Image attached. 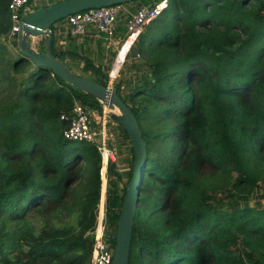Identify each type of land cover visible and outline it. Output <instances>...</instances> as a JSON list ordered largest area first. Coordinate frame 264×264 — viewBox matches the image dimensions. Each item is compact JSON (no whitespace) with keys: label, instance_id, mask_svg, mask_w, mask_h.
Here are the masks:
<instances>
[{"label":"trees","instance_id":"obj_1","mask_svg":"<svg viewBox=\"0 0 264 264\" xmlns=\"http://www.w3.org/2000/svg\"><path fill=\"white\" fill-rule=\"evenodd\" d=\"M169 2L126 58L142 56L145 70L115 84L148 150L130 264H264V209L249 206V196L264 184V0ZM11 26L5 8L0 264H92L103 160L96 144L64 138L67 122L60 116L75 102L103 108L50 70L13 55L18 44L9 39ZM124 26L118 23L120 33ZM52 48L61 60L54 35ZM92 69L108 86V75ZM133 167L134 155L123 187L115 162L107 169L113 246ZM55 207L77 213V227L38 232L30 213Z\"/></svg>","mask_w":264,"mask_h":264},{"label":"water","instance_id":"obj_2","mask_svg":"<svg viewBox=\"0 0 264 264\" xmlns=\"http://www.w3.org/2000/svg\"><path fill=\"white\" fill-rule=\"evenodd\" d=\"M139 0H60L51 5L32 11L22 19L17 44L19 53L38 68L50 70L65 83L75 87L100 102L103 109L124 128L128 135L134 155L131 181L121 208L117 225L116 243L112 264H130L133 230L137 207L141 196L148 159L147 144L143 131L131 108L119 96L118 91L104 86L95 80L74 73L53 53L52 28L58 22L76 13L120 6ZM46 39V50L38 47V39Z\"/></svg>","mask_w":264,"mask_h":264},{"label":"built area","instance_id":"obj_3","mask_svg":"<svg viewBox=\"0 0 264 264\" xmlns=\"http://www.w3.org/2000/svg\"><path fill=\"white\" fill-rule=\"evenodd\" d=\"M32 0H11L8 5V11L11 20V30L9 39L18 38L21 30L22 19L29 14L30 3ZM170 5L169 0H158L152 5L141 7L127 22V35L124 45L130 42L131 48L134 46L138 38L146 30L152 22L157 20ZM122 15V5L104 7L101 9H92L66 18L69 26V33L72 37L84 36L90 27L100 34L109 38L108 42L111 46H117L121 40L116 37L119 19ZM124 47V46H123ZM121 48V50L123 49ZM120 50V51H121ZM119 51V52H120ZM124 65V63H123ZM122 65V66H123ZM120 72V71H119ZM97 111H93L95 113ZM102 115H95L92 120L90 110L80 102H76L69 112H63L60 120L67 122V128L64 130V138L73 142H88L97 145L102 156V169L108 168L110 163L115 162V150L110 147L107 142V125L108 112L103 109ZM110 116V114H109ZM108 223L106 215L100 211L97 217V224L94 229V246L92 251V264H112L114 258V248L107 234Z\"/></svg>","mask_w":264,"mask_h":264},{"label":"rangeland","instance_id":"obj_4","mask_svg":"<svg viewBox=\"0 0 264 264\" xmlns=\"http://www.w3.org/2000/svg\"><path fill=\"white\" fill-rule=\"evenodd\" d=\"M157 0H141L140 2H132L128 4H135L136 6H148L152 5L150 3L155 2ZM125 16H122L119 19V24L120 23H126ZM150 27V26H149ZM147 31V29L142 33L144 34ZM106 42L109 40V38L106 36ZM15 40V39H13ZM11 41V40H10ZM138 41V40H137ZM12 42V41H11ZM17 41H14V44ZM123 42V41H121ZM126 42L119 43L117 46H111L109 44L106 45L107 48V53L104 56V58H100L99 50H95L96 54H93L91 51H87L84 56H77L75 61H72L74 63V66L70 68L72 71H75L74 73H79L80 76L82 75L83 77L85 74L84 72H88L86 78L88 79H99L97 74L94 72L92 69V65H95L96 67L100 68L102 74L108 75L110 82L109 86L111 89L115 88V84L122 82L127 83L133 76H137L136 73H138L140 70L144 71L145 70V58L142 56L136 55V53H131L130 57L126 59V61H123L120 69H115L113 73H111L115 61L120 63V58L122 54H124V59L127 55V52L130 47V42L126 45H124ZM43 47H44V41L42 42ZM124 46V47H123ZM123 49L121 50V48ZM121 50V51H120ZM136 50V49H135ZM18 47L13 49V55H18ZM120 51V52H119ZM136 52V51H135ZM128 60V61H127ZM126 62V63H125ZM118 63L116 64L118 66ZM123 63H125L123 65ZM123 65V66H122ZM74 69V70H73ZM123 69V72L121 75H119V71ZM78 74V75H79ZM113 75V76H112ZM135 78V77H134ZM0 92V94H2ZM2 97V96H1ZM76 103V102H75ZM90 110V114L92 116V120L95 118V115H102L99 113L102 112H95L93 113L94 110L88 108ZM108 112V125H107V142L110 145L111 148L115 150V164H116V171L118 174L122 176V180L120 182V186L123 187L125 183L127 182L128 179V173L131 168V163H132V151H131V144L129 139L126 138V135L123 131V127H121L116 120H114L111 116H109L110 112L106 109ZM107 169L105 170L102 169L101 171V178H102V191H101V201L99 205V213L103 215H106L105 212V205H106V199H107ZM81 194V191H79V194ZM220 196L224 197L226 202L230 201L226 193H222V191L219 193ZM249 206L251 207H257V208H263L264 209V184H260V187L256 189L254 194L252 196H249ZM30 222L33 224L35 229L38 232H42L44 230H49L54 227H72L76 228L77 227V213H74L70 216H67L63 214V211L59 207L52 208L50 211L44 212V213H37V212H32L30 213L29 216ZM10 228L14 227V223L9 224Z\"/></svg>","mask_w":264,"mask_h":264},{"label":"crops","instance_id":"obj_5","mask_svg":"<svg viewBox=\"0 0 264 264\" xmlns=\"http://www.w3.org/2000/svg\"><path fill=\"white\" fill-rule=\"evenodd\" d=\"M10 1L11 0H0V11L4 10L5 8H8L7 6L9 5ZM57 1L59 0H32L30 3L29 13L34 11L36 8L45 7ZM155 2H153L152 4H154ZM145 5L142 6L140 5L136 6L135 4L123 5L121 17L125 16L126 18L125 20L127 22L141 7ZM126 25L124 27H126ZM52 32L53 35L55 36L57 51L64 54L61 58V61L64 62L69 68H72V66H74V63L72 61H75L76 60L75 58L77 56L79 55L84 56V54L87 51H91L93 54H96L95 50H99L100 58H104V56L107 53L106 45L109 44V42L107 41V43H105L106 42L105 36L98 34L95 31V29H93L92 27L89 28L88 32L84 36L72 37L71 34L69 33V26L67 25L65 19L64 21L55 24L52 28ZM117 33H118V35H116L117 39L124 42L127 35V29L125 28L124 32L120 33L117 28ZM44 40L45 38L38 39V43H39L38 47L39 50L41 51L44 48L42 44ZM45 44L46 43L44 42V46ZM123 55L124 54H122L120 58V63L116 62L117 60L115 61L116 64L118 63V66L114 63L113 70L120 69L122 62L124 61ZM83 74H85L84 77L90 75L88 74V72H84ZM95 81H99V79H95Z\"/></svg>","mask_w":264,"mask_h":264},{"label":"bare ground","instance_id":"obj_6","mask_svg":"<svg viewBox=\"0 0 264 264\" xmlns=\"http://www.w3.org/2000/svg\"><path fill=\"white\" fill-rule=\"evenodd\" d=\"M115 64H116V63H115ZM113 71H114V70L112 69V73H113Z\"/></svg>","mask_w":264,"mask_h":264}]
</instances>
